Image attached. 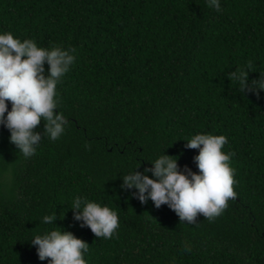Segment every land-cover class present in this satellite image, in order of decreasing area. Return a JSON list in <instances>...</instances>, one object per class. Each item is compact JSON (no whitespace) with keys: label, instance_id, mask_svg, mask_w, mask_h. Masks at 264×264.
Here are the masks:
<instances>
[{"label":"trees","instance_id":"1","mask_svg":"<svg viewBox=\"0 0 264 264\" xmlns=\"http://www.w3.org/2000/svg\"><path fill=\"white\" fill-rule=\"evenodd\" d=\"M0 264H264V0H0Z\"/></svg>","mask_w":264,"mask_h":264}]
</instances>
